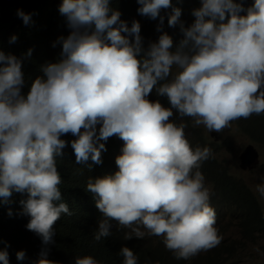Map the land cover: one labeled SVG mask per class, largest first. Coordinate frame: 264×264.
<instances>
[{
    "label": "clouds",
    "instance_id": "clouds-1",
    "mask_svg": "<svg viewBox=\"0 0 264 264\" xmlns=\"http://www.w3.org/2000/svg\"><path fill=\"white\" fill-rule=\"evenodd\" d=\"M110 2L63 0L59 12L71 29L59 38L63 59L29 78L26 95L22 60L0 51V203L9 204L13 192L27 193L19 202L20 214L30 217L23 232L37 248L25 247L31 253L25 264H53L48 259L54 256L47 253L55 243L53 226L62 214L72 215L67 203H56L62 200L56 158L66 146L60 137L69 133L77 137L71 141L77 164L89 158L102 163L101 151L107 149L99 141L112 136L124 141L115 160L118 171L90 177L86 184L105 217L94 241L111 235L114 220L117 228L130 230L125 240L153 239L173 264H261L244 251L264 237V182L255 187L229 175L218 184L217 171L229 174L218 147L193 149L185 137L187 125L171 118L176 113L190 117L192 127L204 125L215 136L232 124L250 143L237 154L241 170L264 168V163L258 166L264 146L237 125L252 115L264 116V0H255L244 16L239 15L243 4L234 0H202V7L180 0L181 10L174 8L168 18L175 26L182 12L184 38L175 51L167 33L145 50L140 23L129 27ZM137 3L138 13L152 19L171 7V0ZM17 14L29 22V14ZM16 39L12 36L10 43ZM153 91L170 106L150 100ZM255 136L264 140V129ZM229 142L223 145L230 147ZM248 147L257 158L243 168ZM206 166L213 171L207 173ZM234 188L254 200L251 230ZM0 246L13 249L5 238ZM120 255L123 264H138L130 248H121ZM17 259L24 260L25 252ZM0 262L9 264L6 250H0ZM75 264L101 262L85 256Z\"/></svg>",
    "mask_w": 264,
    "mask_h": 264
},
{
    "label": "trees",
    "instance_id": "trees-1",
    "mask_svg": "<svg viewBox=\"0 0 264 264\" xmlns=\"http://www.w3.org/2000/svg\"><path fill=\"white\" fill-rule=\"evenodd\" d=\"M194 1L202 7V0ZM62 2L63 0H0V51H3L6 55H15L22 60V72L25 80L23 93L25 95L33 82L29 78L36 75L47 64L57 63L63 59L61 56L62 44L59 42V38H66L71 29L67 25L66 17L59 12ZM234 2L243 4L244 11L240 12L239 15L244 16L255 0H234ZM179 4H181L180 0H171V7L162 8L159 16L155 19L138 13V8L141 5L137 3V0H111L110 7L120 11V19L127 22L129 27H131L133 21L140 23V35L143 38L145 50H147L150 43L158 42L160 35L167 33L173 39L171 50L175 51L184 38L180 30L182 12L179 23L175 26H169L168 18L174 8L181 10ZM18 10L30 15L27 24L18 16ZM161 17H163L162 24ZM158 28L160 31H157ZM92 30L94 29L89 31ZM122 34L127 35L126 33ZM12 36L17 37L14 43H10ZM130 39L133 38L130 37ZM30 50L31 55L29 56ZM149 99L153 101L160 100L166 107L170 106L167 98L157 96L155 91L149 96ZM246 120L248 121L238 123V127H243L247 137L260 142L264 146V140L255 136L259 130L264 129V116L255 119L252 115ZM171 122L178 126L181 123L187 125L184 129L185 137L193 149L200 145L208 148L218 147L202 134V130L191 126L190 117H181L176 113L171 118ZM99 127L100 125H97V135ZM60 138L66 141V146L61 150L62 155L56 158L57 170L62 178V183L59 185L62 200L56 203H67L72 215L62 214L63 216L53 226V229L56 230L55 243L47 249V253L54 256L52 257L54 259H47L52 261L53 264H64L71 260L70 264H75L77 257L92 256L101 264H123L124 258L120 255V250L123 247H128L138 258V264H173L169 262L168 258H164L165 252L155 245L153 239L133 237L131 240H125V233L130 230L117 228L114 225V220L110 221L112 227L109 237L102 238L100 242L93 239L99 221L105 217L97 209L93 194L85 191L86 184L90 177L93 179L102 178L107 175H114L118 171L115 160L118 155L122 154L124 141L118 136H112L107 141H99L98 143H104L107 149L101 151L102 163L95 164L89 158L87 162L77 164L74 150L71 147V141L77 139V137L69 133ZM216 151L218 152V150ZM205 171L211 173L213 167L206 166ZM227 177H229V174L225 170L221 173L217 171L214 175V179L218 184H223L222 180ZM234 191L238 194L243 205L244 224L251 230L256 221V217H254V200L248 191L243 192L236 188H234ZM22 199H27V193L13 192L9 204L0 203V238H5L13 245V249L7 250L0 246V250L7 251L9 264H25L26 258L31 256V253L25 247L37 248L36 244L23 232L30 217L20 214L22 205L19 202ZM9 210L12 211L11 216L8 214ZM5 244V242H2L1 245ZM20 251L25 252L24 260L17 259V253ZM220 251H216L215 254H219ZM0 264H3V262H0Z\"/></svg>",
    "mask_w": 264,
    "mask_h": 264
},
{
    "label": "rangeland",
    "instance_id": "rangeland-1",
    "mask_svg": "<svg viewBox=\"0 0 264 264\" xmlns=\"http://www.w3.org/2000/svg\"><path fill=\"white\" fill-rule=\"evenodd\" d=\"M196 127L197 129H199L200 127L202 128V134H204L210 140L211 143L214 142V144H218V158L219 160H222V163L227 168L229 175H231L233 178H236L237 180H246L249 184L255 187L263 184V167H259L253 172L248 173L247 171H243L240 168V161H238L236 158L237 154L238 156H240L246 146L250 144L246 136H244L241 131H237L236 128L231 124L230 127L225 128L222 132H215V136L210 134V132L205 128L204 125H199ZM203 130H206L207 132ZM217 138H219L223 142V144L229 140L230 147L224 146ZM259 153L260 161L258 166L264 163V155L260 151ZM244 253L249 256L250 259H253L255 262L264 264V237H261L257 241V245L247 247Z\"/></svg>",
    "mask_w": 264,
    "mask_h": 264
},
{
    "label": "water",
    "instance_id": "water-1",
    "mask_svg": "<svg viewBox=\"0 0 264 264\" xmlns=\"http://www.w3.org/2000/svg\"><path fill=\"white\" fill-rule=\"evenodd\" d=\"M256 158H257L256 152L253 150L252 147H248L246 152L241 157L242 167L246 168V167L250 166L252 163L255 162Z\"/></svg>",
    "mask_w": 264,
    "mask_h": 264
}]
</instances>
